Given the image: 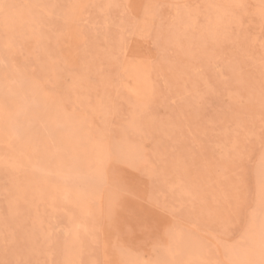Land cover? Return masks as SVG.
<instances>
[{
  "label": "rangeland",
  "instance_id": "1",
  "mask_svg": "<svg viewBox=\"0 0 264 264\" xmlns=\"http://www.w3.org/2000/svg\"><path fill=\"white\" fill-rule=\"evenodd\" d=\"M263 217L264 0H0V264H250Z\"/></svg>",
  "mask_w": 264,
  "mask_h": 264
},
{
  "label": "bare ground",
  "instance_id": "2",
  "mask_svg": "<svg viewBox=\"0 0 264 264\" xmlns=\"http://www.w3.org/2000/svg\"><path fill=\"white\" fill-rule=\"evenodd\" d=\"M11 23V22H10ZM26 44V43H25ZM30 47V46H29ZM10 48H11V46H10ZM13 48V47H12ZM4 54V53H3ZM3 57V56H2ZM4 60H2V62H3ZM5 65V64H4ZM15 75V74H14ZM17 75V74H16ZM19 76V75H18ZM5 77H7V76H5ZM20 77V76H19ZM12 78V77H11ZM16 78H18V77H16ZM19 79V78H18ZM12 80H14L13 78H12ZM16 81V80H15ZM18 81L19 80H17V84L16 85H18ZM5 82V81H4ZM9 82V81H8ZM12 83H14L13 81H11ZM9 85V84H8ZM12 85V84H11ZM15 85V84H14ZM20 85V84H19ZM19 85H18V87H19ZM10 87H12V86H10ZM15 87V86H14ZM17 87V86H16ZM21 87V86H20ZM7 89V88H6ZM9 89V88H8ZM8 89H7V91H8ZM11 90V89H10ZM13 92H14V90H13ZM16 92V91H15ZM26 92V91H25ZM35 92V91H34ZM7 93V92H6ZM4 94V96H6L7 94ZM10 95H11V93L10 92H8ZM19 93H21V92H19ZM15 94V93H14ZM32 94V93H31ZM49 94V93H48ZM10 95L8 96V97H10ZM23 95V94H22ZM28 95V94H27ZM38 95V94H37ZM3 96V97H4ZM26 96V95H25ZM33 97L34 96H36V95H32ZM7 97V98H8ZM40 97H42V96H40ZM44 97V96H43ZM6 98V99H7ZM25 99L27 98V97H24ZM23 98V99H24ZM15 99V98H14ZM14 99H11L10 98V100H14ZM28 99V98H27ZM39 99V98H38ZM37 99V100H38ZM41 99V98H40ZM17 100V99H16ZM20 100V99H19ZM18 100V101H19ZM33 100V99H32ZM43 100V99H42ZM6 101H8V99L6 100ZM16 102V101H15ZM30 102V101H29ZM42 102V104H44L43 103V101H41ZM21 103V102H20ZM22 104V103H21ZM26 104V103H25ZM30 104V103H29ZM42 104H41V106H42ZM13 106V105H12ZM11 106V107H12ZM22 106H24V104L22 105ZM18 107H19V105H18ZM31 107V106H30ZM22 108V107H21ZM25 108V107H24ZM29 108V107H28ZM27 108V109H28ZM32 108V107H31ZM29 110V109H28ZM27 110V111H28ZM17 111V110H16ZM20 112H21V110H20ZM23 112V111H22ZM25 113H27L26 112V110H25ZM21 114V113H20ZM22 116V115H21ZM24 116V115H23ZM9 117V116H8ZM8 117H6V119L8 118ZM36 118V117H35ZM9 119V118H8ZM12 119V117L10 118V120ZM22 119V118H21ZM13 120H14V118H13ZM12 120V121H13ZM20 120V119H19ZM25 120H26V118H25ZM4 121V120H3ZM28 120H26V122H27ZM6 122H8V121H6ZM21 122V121H20ZM23 122V121H22ZM29 122V121H28ZM32 122V121H31ZM31 122H29L30 124H31ZM9 123V122H8ZM12 123V122H11ZM16 123V122H15ZM17 123H19L18 121H17ZM12 124H14V123H12ZM37 124V123H36ZM16 125H18V124H16ZM23 125V124H22ZM34 126V125H33ZM13 127H14V125H13ZM16 128V127H15ZM32 128V127H31ZM11 129V128H10ZM20 129V128H19ZM25 129V128H24ZM27 129V128H26ZM12 131H14V130H12ZM19 132H21V131H19ZM18 132V133H19ZM68 134H69V132H67ZM71 133V132H70ZM14 134H15V132H14ZM21 135V134H20ZM23 138V137H22ZM97 154H98V152H97ZM96 154V155H97ZM100 156V155H99ZM98 157V156H97ZM101 157V156H100ZM87 162V161H86ZM97 162V161H96ZM97 164V163H96ZM75 165V164H74ZM88 165V164H87ZM84 166H85V164H84ZM96 166V165H95ZM92 168V167H91ZM100 168V167H99ZM71 169H72V167H71ZM74 169V168H73ZM77 169V168H76ZM86 169V168H85ZM89 169V168H88ZM69 170V169H68ZM91 170V169H90ZM76 171H78V170H75V173L74 174H76ZM92 171V170H91ZM95 171V170H94ZM69 172V171H68ZM88 172V171H87ZM90 172V171H89ZM84 173V174H80V175H76V176H78V177H81V181H80V183L79 182H77V180L75 181V183H73V184H71V187H69V188H71V190H73L74 192H81V193H90V192H94L97 188H98V186H99V174H98V172H93V173ZM78 173V172H77ZM73 176V175H72ZM74 177V179H76L77 177ZM101 177V176H100ZM103 177V176H102ZM71 179H73V177L71 178ZM102 179V178H101ZM100 179V180H101ZM103 181L105 180L106 181V179H102ZM66 184V183H65ZM105 184V183H104ZM73 185V186H72ZM69 186H70V184H69ZM102 186V185H101ZM68 187V186H67ZM102 188V187H101ZM99 190V189H98ZM93 194V193H92ZM263 215V214H262ZM263 219H264V217H263ZM263 222V221H262ZM264 223V222H263ZM261 225H262V223H261ZM260 225V226H261ZM256 233H258V234H255V236H254V238H251L250 240H249V243H248V245L246 246V247H248L249 249H250V253H247V256L249 257H251V256H253V257H257V256H261L260 257V259L262 258H264V256H262V252H263V250H264V224L262 225V228H260L259 229V232H256ZM247 248V249H248ZM237 249H235V252H239V251H236ZM167 251V250H166ZM234 252V251H233ZM234 252V253H235ZM237 253H235V254H233V253H231V256H238V254ZM243 254V253H242ZM244 254H245V252H244ZM243 256H245L246 257V254L245 255H243ZM247 257V258H248ZM253 257L250 259V260H252V261H250L249 260V263L250 264H264V259L262 260H260V261H258V260H256V259H259L258 257L257 258H255V259H253ZM247 261V260H246ZM242 264H244V263H242Z\"/></svg>",
  "mask_w": 264,
  "mask_h": 264
}]
</instances>
